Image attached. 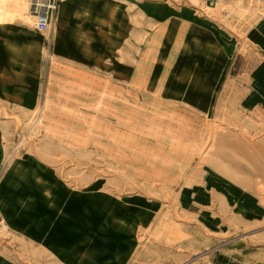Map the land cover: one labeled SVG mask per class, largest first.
Masks as SVG:
<instances>
[{
  "label": "rangeland",
  "instance_id": "obj_1",
  "mask_svg": "<svg viewBox=\"0 0 264 264\" xmlns=\"http://www.w3.org/2000/svg\"><path fill=\"white\" fill-rule=\"evenodd\" d=\"M8 1L0 264H264V0Z\"/></svg>",
  "mask_w": 264,
  "mask_h": 264
},
{
  "label": "built area",
  "instance_id": "obj_2",
  "mask_svg": "<svg viewBox=\"0 0 264 264\" xmlns=\"http://www.w3.org/2000/svg\"><path fill=\"white\" fill-rule=\"evenodd\" d=\"M30 5L33 6L36 13L34 18L35 27L39 30L48 29L51 12L56 6L55 0H47L46 3H42L41 0H31Z\"/></svg>",
  "mask_w": 264,
  "mask_h": 264
},
{
  "label": "crops",
  "instance_id": "obj_3",
  "mask_svg": "<svg viewBox=\"0 0 264 264\" xmlns=\"http://www.w3.org/2000/svg\"><path fill=\"white\" fill-rule=\"evenodd\" d=\"M21 2H22V0H17V1L11 0V1L6 2V6H7V8H9V10L11 12H14L15 7L21 6ZM5 15H6V13L1 14V18L3 19L5 17ZM0 31L8 32V33L12 32V31L17 32L18 31V25H15L13 23L12 19H3V20H0ZM9 62L10 61L6 60V59L0 60V66H1L0 68L2 71H5V72L7 71L6 69H7V66H9ZM259 72H261V71H259Z\"/></svg>",
  "mask_w": 264,
  "mask_h": 264
},
{
  "label": "bare ground",
  "instance_id": "obj_4",
  "mask_svg": "<svg viewBox=\"0 0 264 264\" xmlns=\"http://www.w3.org/2000/svg\"><path fill=\"white\" fill-rule=\"evenodd\" d=\"M41 1H42V3H46V2H47V0H41ZM30 3H31V0H30ZM31 7H32V10H33V12H34V16H35V15H36L35 10H34L33 6L30 5V9H31ZM156 87H158V85H156ZM110 99H111V98H110ZM113 103H114V102H113ZM113 103L110 101V102H109V105H113ZM113 106H114V105H113ZM113 106H112V107H113ZM112 107H111V106H108V108H107L108 110L105 109V111L102 113L103 117L107 115V112H108V113H111V112H112V111H110V110H111L110 108H112ZM101 118H102V117H101ZM103 119H104V118H103Z\"/></svg>",
  "mask_w": 264,
  "mask_h": 264
}]
</instances>
